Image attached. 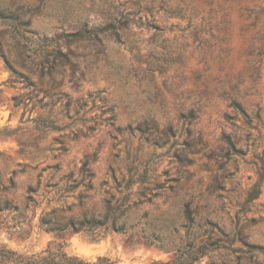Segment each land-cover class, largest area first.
<instances>
[{
    "label": "rangeland",
    "instance_id": "374dc122",
    "mask_svg": "<svg viewBox=\"0 0 264 264\" xmlns=\"http://www.w3.org/2000/svg\"><path fill=\"white\" fill-rule=\"evenodd\" d=\"M110 1L0 0V129L7 132L0 135V195L24 206L28 188L38 187L35 198L45 201L52 184L76 176L86 158L99 184L110 166L127 171V158L136 157L162 186L145 205L151 215L170 209L176 217L189 203L195 219L221 228L220 247L193 264H264V0H215L211 9L204 0H164L186 5L181 16L143 14L164 41L134 23L121 42L108 33L67 36L131 0ZM26 20L34 31L23 40L28 69L16 66L15 79L3 56L15 60L13 29ZM45 56L54 63H41ZM39 116L57 127L32 120ZM43 207L22 225L0 211V241L30 253L54 240L85 259L118 264L174 257L116 234L91 242L45 230L38 226Z\"/></svg>",
    "mask_w": 264,
    "mask_h": 264
},
{
    "label": "trees",
    "instance_id": "16d2710c",
    "mask_svg": "<svg viewBox=\"0 0 264 264\" xmlns=\"http://www.w3.org/2000/svg\"><path fill=\"white\" fill-rule=\"evenodd\" d=\"M211 9L215 0H204ZM230 0H222L227 3ZM110 5H113L111 0ZM124 8H115L114 13L102 11L101 15L108 18L98 25L89 26L86 22L76 32L67 36L76 39L98 38L100 33H108L121 42L122 37L128 38L123 33L130 24L145 25L156 30L151 37L153 40L161 39L157 32L160 27L153 21L143 19V14H152L155 10H163L170 15H183L186 9L184 2L172 5L164 0H152L142 3L141 0H131L119 4ZM19 16H15L18 19ZM20 18V17H19ZM29 22L18 23V27L13 29V38L16 42L15 60L11 61L7 56H3L4 61L15 76L19 74L16 66L26 68L24 55L27 51L25 40L26 33H34L28 27ZM164 41V39H161ZM45 49V48H44ZM46 51V50H45ZM40 55L42 51L39 50ZM49 61L47 56L41 63H54ZM150 69V68H149ZM53 70L49 66L47 72ZM43 71H41V74ZM232 105L240 108V104L233 100ZM35 122H42L46 128L57 127L54 121L44 117L32 119ZM5 129H0V135L5 136ZM90 159L86 158L80 165L76 176L71 172L62 175L58 182L52 184V189L47 191V198L38 201L35 196L42 195L38 192V187H29L26 195V203L20 206L12 200L0 195V211L9 210L17 219L16 225L26 223L29 211L40 207L44 202L38 218V226L45 230L60 233L72 232L80 234L91 242H97L109 234L120 235L129 244L144 243L155 245L171 250L174 257L167 262L152 261L150 264H193L204 255L211 256L219 247L222 240L219 236L222 232L218 224L205 217L195 219L190 210L189 203L182 204L180 213L174 217L170 209L151 215L146 204L152 205L153 200L160 195L162 186L152 177V173L147 168L140 169V161L136 157L127 158L130 168L127 171L116 172L110 166L99 184L95 183V172L89 166ZM113 183L101 190L108 182ZM171 181H177L171 178ZM168 189H172L171 186ZM102 191V192H101ZM101 195L98 203H91L93 197ZM179 231L182 233L178 235ZM172 236V237H171ZM174 236V237H173ZM175 237L178 244L175 243ZM263 249L262 246H252ZM0 264H118L107 256H98L93 260H88L76 254L68 252L65 245L58 241H50L45 249L38 252H18L0 241Z\"/></svg>",
    "mask_w": 264,
    "mask_h": 264
}]
</instances>
